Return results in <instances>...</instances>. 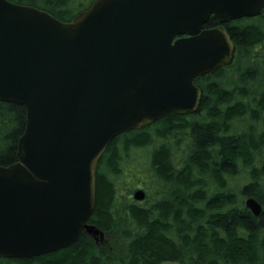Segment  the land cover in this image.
Masks as SVG:
<instances>
[{
    "label": "water",
    "instance_id": "1",
    "mask_svg": "<svg viewBox=\"0 0 264 264\" xmlns=\"http://www.w3.org/2000/svg\"><path fill=\"white\" fill-rule=\"evenodd\" d=\"M263 9L264 0H95L64 21L0 0V100L27 108L18 160L0 165V258L66 248L83 230L103 240L88 220L110 142L196 112L195 78L234 60L223 24ZM211 16L219 24L206 28ZM246 206L262 211L254 198Z\"/></svg>",
    "mask_w": 264,
    "mask_h": 264
},
{
    "label": "trees",
    "instance_id": "2",
    "mask_svg": "<svg viewBox=\"0 0 264 264\" xmlns=\"http://www.w3.org/2000/svg\"><path fill=\"white\" fill-rule=\"evenodd\" d=\"M12 1L71 21L95 0ZM223 26L234 60L195 78L197 111L122 133L101 156L88 222L103 240L83 230L66 248L0 264H264V9ZM26 124L25 105L0 100V165L17 162Z\"/></svg>",
    "mask_w": 264,
    "mask_h": 264
},
{
    "label": "flooded vegetation",
    "instance_id": "3",
    "mask_svg": "<svg viewBox=\"0 0 264 264\" xmlns=\"http://www.w3.org/2000/svg\"><path fill=\"white\" fill-rule=\"evenodd\" d=\"M180 115H186V114H180Z\"/></svg>",
    "mask_w": 264,
    "mask_h": 264
},
{
    "label": "rangeland",
    "instance_id": "4",
    "mask_svg": "<svg viewBox=\"0 0 264 264\" xmlns=\"http://www.w3.org/2000/svg\"><path fill=\"white\" fill-rule=\"evenodd\" d=\"M174 264H177V263H174Z\"/></svg>",
    "mask_w": 264,
    "mask_h": 264
}]
</instances>
